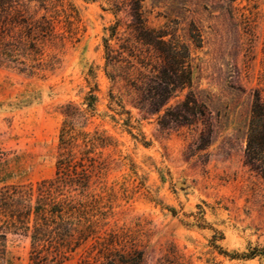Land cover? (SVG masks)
Here are the masks:
<instances>
[{
  "label": "rangeland",
  "instance_id": "obj_1",
  "mask_svg": "<svg viewBox=\"0 0 264 264\" xmlns=\"http://www.w3.org/2000/svg\"><path fill=\"white\" fill-rule=\"evenodd\" d=\"M133 1L45 0L46 10L27 3L29 14L52 22L54 37L43 46L35 75L0 66V189L32 186L34 204L38 183L54 177L63 106L83 109L93 90L95 114L85 131H104L108 146L88 155L91 191L105 206L109 227H123L144 251L143 264H264L258 255L264 253V181L244 157L255 95L264 102V0H137L145 27L166 31V39L187 50L189 90L207 112L196 124L167 127L157 123L162 110L147 115L133 105L119 79L132 68H105V40L113 57L124 51L160 65L157 53L135 39ZM115 103L130 113L129 122ZM208 130L201 148L200 134ZM7 213L0 212V264H29L30 240L22 231L13 234ZM220 234L216 245L223 251L256 256L220 254L210 245Z\"/></svg>",
  "mask_w": 264,
  "mask_h": 264
},
{
  "label": "trees",
  "instance_id": "obj_2",
  "mask_svg": "<svg viewBox=\"0 0 264 264\" xmlns=\"http://www.w3.org/2000/svg\"><path fill=\"white\" fill-rule=\"evenodd\" d=\"M30 1L33 0H0V66L13 65L20 73L33 76L41 66L43 46L54 36L52 22L45 15L36 18L28 13ZM34 1L47 9L45 0ZM131 12L135 39L157 53L160 65L154 67L147 58L132 53L123 56L124 51L113 57L105 40V68L122 63L127 70L132 68L131 73H124L119 79L139 111L154 115L162 110L157 117L161 127L169 123L190 126L205 120V107L189 90L192 73L185 47L166 39L169 36L166 31L146 28L137 0L131 3ZM114 31L113 27L110 36ZM104 72L114 81L106 69ZM185 89L188 91L181 101L166 107L177 92ZM109 97L112 101V93ZM96 102L97 97L90 90L84 98L83 109L71 103L63 106L54 177L38 183L34 204H31L32 186L0 189V212H8L7 223L13 234L22 231L30 240L29 264H63L73 255L77 257L76 264L144 262V251L137 246L134 237L123 227H109V214L91 191L94 160L88 155L94 149L108 146L104 131H85L88 119L95 114ZM115 104L121 110L116 114H125L129 122L130 113ZM209 136V130L200 134L201 148L208 144ZM244 157L251 170L264 181V102L258 95L251 107ZM195 221L198 227L204 222L201 216H195ZM222 239L220 234L210 240V245L220 254L245 259L256 256L254 252L227 253L216 245V241Z\"/></svg>",
  "mask_w": 264,
  "mask_h": 264
}]
</instances>
